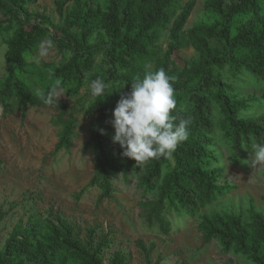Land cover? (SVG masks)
I'll list each match as a JSON object with an SVG mask.
<instances>
[{
	"label": "trees",
	"instance_id": "16d2710c",
	"mask_svg": "<svg viewBox=\"0 0 264 264\" xmlns=\"http://www.w3.org/2000/svg\"><path fill=\"white\" fill-rule=\"evenodd\" d=\"M4 1L15 10L8 12ZM37 1L0 0V14L4 16L0 32L12 33L5 53L11 68L0 80V107L6 111L13 100L24 108L48 107L33 95L25 76L29 57L49 36L61 48L71 51L70 58L57 70L59 78L68 85L70 99L80 93L88 79L101 77L107 85L118 81L109 85L103 96H93L89 106L81 97L73 105L67 100L50 106L56 110L53 124L58 127L53 156L71 148L78 114L83 112L89 118V137L83 151L93 156L94 171L85 189H98L101 202L113 199L114 177L118 173L130 181L137 162L124 157L119 143L113 142V111L121 93L131 90L133 79L143 77L138 66L157 54L153 48L165 31L169 42L159 66L175 77L177 109L173 114L191 122L189 138L171 155L173 163L164 157L150 160L139 180L138 187L142 190L139 207L144 223L167 236L172 229L173 213L203 207L207 200L232 187L220 182L223 169L218 167L212 149L213 105L223 114L224 135L239 152L253 137L264 142V118L242 115L250 108L249 100L220 73L226 67L235 71L245 69L264 80V0H231L229 4L225 0H204L206 18L191 29L185 27L196 6L195 0H56L63 19V37L51 35L37 21L39 15L28 12L26 6ZM98 31L104 32L105 39L93 44L91 38ZM189 47L199 53V59L181 69L173 55ZM101 53L105 58L97 68L96 57ZM2 166L0 158V169ZM154 192V198H149ZM7 214L0 209V223ZM249 214L250 223L229 213L202 216L198 230L204 244L218 240L224 252L235 250L246 256L250 264H264V214L253 205ZM97 230L98 226L87 228L83 235L81 229L54 214L41 225L19 222L0 247V264H126L127 256L121 250L106 259L112 238L107 233L97 235ZM136 246L144 255L145 264H163L161 257L153 260L155 242L147 244L140 239Z\"/></svg>",
	"mask_w": 264,
	"mask_h": 264
},
{
	"label": "rangeland",
	"instance_id": "374dc122",
	"mask_svg": "<svg viewBox=\"0 0 264 264\" xmlns=\"http://www.w3.org/2000/svg\"><path fill=\"white\" fill-rule=\"evenodd\" d=\"M195 1L196 6L186 29H191L206 18L204 0ZM230 1L225 0L227 4ZM4 6L8 12L15 10L6 1ZM26 8L29 13L39 15L40 19L37 21L48 28L51 35L64 36L63 19L58 14L56 0H38ZM3 19L4 16L0 14V20ZM11 35L12 33L0 32V80L11 68L5 59L7 41ZM48 38L51 37L46 39ZM103 39L104 32L98 31L92 36L91 43L99 44ZM54 42L55 48L47 58H40L37 62V49L28 59L25 79L34 91L38 88L45 89L51 81L59 78L57 70L71 56L67 47L61 48L55 40ZM168 42V31H165L158 46L153 48L157 54L138 66L140 74L144 75L146 64H151V70L161 68L159 60L167 50ZM104 58L103 53L96 57L97 68ZM198 59L199 53L192 47L180 49L173 55L175 64L181 69ZM220 73L242 97L249 100L250 108L242 115L264 118V80L245 69L235 71L226 67ZM91 81L92 79H88L80 93L71 99L67 92L68 85L62 81L66 93L59 101L70 100L73 105L81 97L89 106L93 100L89 87ZM112 84H118V81L109 85ZM213 106V129L210 133L213 137L212 149L218 158V167L223 169L220 182L232 187L207 200L203 207L173 213L170 216L172 229L167 236L150 229L144 223L139 207L142 190L138 183L146 172L149 161L142 167L136 165L129 182L118 173L114 177L116 192L113 199L100 202L98 189H85L93 175L94 166L93 156L88 151H83L84 142L89 137V118L83 112L78 114L79 123L71 148L61 150L53 156L58 142V127L53 124L56 110L53 107L29 105L24 108L17 100L11 101L6 111L0 107V158L3 161L0 169V209L8 212L0 223V247L19 222L27 224L33 221L41 225L54 214L81 229L83 235L87 228L96 226L97 235L107 233L112 238V244L106 250V259L115 251L121 250L127 256L126 264H145L144 255L136 246V242L142 239L147 244L156 243L153 260L161 257L163 264H223L227 261L233 264H250L251 261L246 256L235 250L224 252L218 240L205 245L198 230L204 215L235 214L240 215L245 223H250L251 205L264 214V169L254 170L250 164L241 163V160L250 158L253 141L243 144L248 149L243 146L241 152L235 149L231 140L224 135L222 112L216 105ZM170 159L173 163L171 157ZM155 195L156 192L148 197L154 198Z\"/></svg>",
	"mask_w": 264,
	"mask_h": 264
},
{
	"label": "clouds",
	"instance_id": "9594fccd",
	"mask_svg": "<svg viewBox=\"0 0 264 264\" xmlns=\"http://www.w3.org/2000/svg\"><path fill=\"white\" fill-rule=\"evenodd\" d=\"M54 48V40H42L38 45L37 62L47 58ZM145 69L142 78L138 75L133 79L131 90L121 93L111 121L115 129L113 142L119 143L124 157L134 159L141 167L150 160L170 158L179 144L189 138L191 122L173 114L177 109L175 77L163 67L151 70V64H146ZM62 83L61 79H54L47 90L38 88L33 95L45 105L58 104L59 98L66 93ZM89 87L94 97H101L109 85L97 77ZM252 141L250 158L241 163L250 164L254 170L264 169V144L257 142L255 137ZM243 148L248 149L247 145Z\"/></svg>",
	"mask_w": 264,
	"mask_h": 264
}]
</instances>
